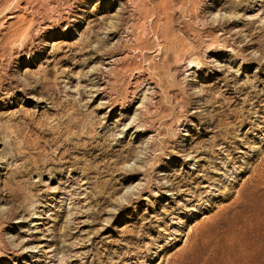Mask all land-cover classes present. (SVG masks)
<instances>
[{"label":"rangeland","instance_id":"obj_1","mask_svg":"<svg viewBox=\"0 0 264 264\" xmlns=\"http://www.w3.org/2000/svg\"><path fill=\"white\" fill-rule=\"evenodd\" d=\"M261 174L264 0H0V264H227Z\"/></svg>","mask_w":264,"mask_h":264},{"label":"bare ground","instance_id":"obj_2","mask_svg":"<svg viewBox=\"0 0 264 264\" xmlns=\"http://www.w3.org/2000/svg\"><path fill=\"white\" fill-rule=\"evenodd\" d=\"M263 175L255 179L257 181L254 187L258 190H264L261 186L263 181L260 180ZM254 195H257L256 191ZM255 198L257 197L241 200L244 203L241 208L243 219L238 228V244L235 246L239 254L234 253L227 256V264H264V197ZM59 262L63 263V259L61 258Z\"/></svg>","mask_w":264,"mask_h":264}]
</instances>
